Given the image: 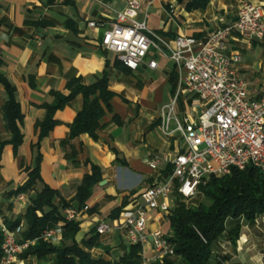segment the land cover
<instances>
[{
  "label": "crops",
  "instance_id": "1",
  "mask_svg": "<svg viewBox=\"0 0 264 264\" xmlns=\"http://www.w3.org/2000/svg\"><path fill=\"white\" fill-rule=\"evenodd\" d=\"M139 1L142 6L137 19L145 20L148 29L169 44L179 36L204 42L212 32L234 23L242 4L264 6V0H210L204 11L187 12L174 0ZM123 8V0H0V76L13 88L22 115V142L14 150L9 144L12 134L2 109L6 94L0 85V215L7 223L21 220L14 232L18 241L26 230L22 219L34 192L23 195L22 202L12 194L27 182L28 170L38 167L41 184L37 190L47 186L58 194L56 202L62 199L80 212L76 236L80 244L94 236L98 224L117 225L124 211L140 201L146 189L162 181L168 167L162 164L159 171L152 172L148 159L163 155L173 158L177 154L180 144L176 138L167 139L160 131L163 110L172 104L177 92V85L171 80L175 73L173 65L166 59L155 58L157 69L152 71L148 68L152 58L148 57L132 72L121 65L115 54L100 46L103 33ZM91 22L101 27L89 28ZM39 23L44 26H35ZM251 47L237 36L228 45L230 52L240 55L260 48ZM260 66L257 62L253 67L243 66L241 62L239 74L247 80L243 70H258ZM104 77L113 97L109 102L111 112L101 119L96 140L87 134L70 139L69 128L83 108L81 95L55 113L54 128L39 140L38 126L46 118L45 107L55 103L54 94L69 96L67 83L73 79L88 87ZM179 97L188 100V106H197L193 97L180 93L175 117H193L191 111L176 113ZM114 118L119 124L113 122ZM91 166L100 168L102 182L93 189L87 210H79L76 188L84 176L91 174ZM235 223H227V232ZM238 223L239 239L231 244L223 235L212 246L208 264H264V216L252 223L242 219ZM164 224L163 215L152 213L147 233L161 230ZM99 239L101 247L90 251L94 260L115 262L129 249L119 231ZM50 244L60 248L61 236ZM145 256H150L148 247ZM19 263L22 262L17 258L15 264ZM23 263L34 264L36 260Z\"/></svg>",
  "mask_w": 264,
  "mask_h": 264
},
{
  "label": "built area",
  "instance_id": "2",
  "mask_svg": "<svg viewBox=\"0 0 264 264\" xmlns=\"http://www.w3.org/2000/svg\"><path fill=\"white\" fill-rule=\"evenodd\" d=\"M123 2V10L103 33L100 46L115 54L121 65L132 72L148 57L152 58L148 63L152 71L157 69L156 59H166L173 65L177 92L172 104L163 110L160 131L167 139L176 138L180 145L173 158L163 155L147 160L150 171H159L163 164L171 168L170 174L146 189L140 201L124 211L117 225L100 223L95 233L103 237L121 232L129 246L142 248V264H152L175 256L169 236L161 230L147 233L150 215L156 212L166 218L175 206V194L187 203L211 179L247 167L258 169L264 176V92L250 94L249 82L239 74L241 55L228 48L233 36L248 44L264 41V6L242 4L236 21L212 32L204 42L179 36L169 44L150 31L145 20L137 19L142 6L139 0ZM88 27L95 29L101 25L91 22ZM180 93L195 99V104L203 108L201 115L175 117L174 107ZM17 200L22 202L24 196L19 195ZM62 215L65 223L80 220V212L74 209H67ZM63 225L46 231L43 239L51 243L60 237ZM0 233L3 237L0 264H15L30 243L18 241L1 215ZM147 247L149 257L145 256Z\"/></svg>",
  "mask_w": 264,
  "mask_h": 264
},
{
  "label": "trees",
  "instance_id": "3",
  "mask_svg": "<svg viewBox=\"0 0 264 264\" xmlns=\"http://www.w3.org/2000/svg\"><path fill=\"white\" fill-rule=\"evenodd\" d=\"M187 12L204 11L210 0H174ZM3 22L0 21V27ZM35 26H44L39 23ZM2 61L0 60V67ZM171 80L177 85V76L172 73ZM0 85L4 88L6 101L2 107L5 114L12 140L9 142L15 150L22 142L20 126L22 115L18 104L14 100V90L9 83L0 76ZM71 94L63 97L54 94L55 103L46 106V118L39 124V140L45 138L54 128L53 119L56 112L67 106L76 96L83 98V108L76 115L70 126V139L74 140L82 134L89 135L96 140V133L101 129L100 121L106 113L111 112L110 100L113 94L108 91V79L104 77L92 86L85 87L80 81L73 79L67 83ZM113 122L119 124L116 118ZM28 180L12 196L30 195V206L27 208L23 221L26 230L21 235V242L30 243L28 249L18 258L27 260L35 258L37 264H140L142 262V248L140 245L129 246L127 252L115 262L106 260H94L90 251L101 247L100 237L94 236L76 242L79 233V223H65L63 211L72 209L58 194L41 184L38 167L28 170ZM170 174L171 168L166 169ZM102 182L100 168L91 166V174L84 176L76 188L75 201L78 208L83 209L93 194V189ZM197 196H201L203 202L187 205L180 196L175 194V206L165 218L171 236L168 241L174 246L175 256L152 264H208L211 258L212 246L226 234L227 240L235 244L239 239V220L252 223L256 218L264 216V176L253 167H247L243 171L233 170L229 176L220 179H211L206 185L200 186ZM119 211H115L116 217ZM235 221L234 227L227 232V223ZM21 220L7 223L10 232H15ZM64 224L61 231L62 246L53 247L50 242L43 239V234ZM3 237L0 233V259L2 258ZM176 260V261H174Z\"/></svg>",
  "mask_w": 264,
  "mask_h": 264
},
{
  "label": "rangeland",
  "instance_id": "4",
  "mask_svg": "<svg viewBox=\"0 0 264 264\" xmlns=\"http://www.w3.org/2000/svg\"><path fill=\"white\" fill-rule=\"evenodd\" d=\"M250 45L252 47L254 45H258V46H260V48L254 50V51H248L247 54H245L244 52H241V58H242V65L243 66L247 65V66L253 67V64H255L256 62L259 64L261 63V66H260L261 68L258 70L257 69L254 70V69H250V68H248V69L243 68L244 69L243 72L246 75L247 80L251 84L250 94L251 95H257V94L264 91V41L259 42V43L253 42V43H250ZM252 47H251V49H252ZM187 103H188V100H185L184 98L179 97L178 105L176 107V113L177 114L179 112L183 113V111L185 110V113L190 112V111L193 112L192 116L193 115L194 116L201 115V113L203 111L202 107H199L198 105L196 107L194 105L188 106ZM200 202H203V199L201 196H197L195 199L187 202L186 204L189 206L191 204L194 205V204H197ZM161 231L166 236L170 235V233H171L169 227L166 224H164L162 226ZM31 259L32 258H28L27 260H31ZM174 261H176V260H174ZM20 262H22V263H19V264H24L23 262H25V260H20ZM34 264H37V263H34ZM140 264H142V262Z\"/></svg>",
  "mask_w": 264,
  "mask_h": 264
},
{
  "label": "water",
  "instance_id": "5",
  "mask_svg": "<svg viewBox=\"0 0 264 264\" xmlns=\"http://www.w3.org/2000/svg\"><path fill=\"white\" fill-rule=\"evenodd\" d=\"M102 184H104V183H101L100 185H102Z\"/></svg>",
  "mask_w": 264,
  "mask_h": 264
}]
</instances>
